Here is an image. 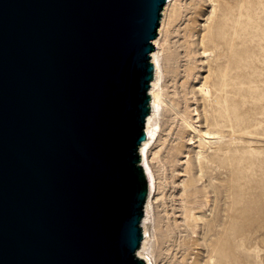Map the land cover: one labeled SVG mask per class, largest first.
Segmentation results:
<instances>
[{"label":"water","instance_id":"water-1","mask_svg":"<svg viewBox=\"0 0 264 264\" xmlns=\"http://www.w3.org/2000/svg\"><path fill=\"white\" fill-rule=\"evenodd\" d=\"M167 0H0V264H146L151 54Z\"/></svg>","mask_w":264,"mask_h":264},{"label":"rangeland","instance_id":"rangeland-1","mask_svg":"<svg viewBox=\"0 0 264 264\" xmlns=\"http://www.w3.org/2000/svg\"><path fill=\"white\" fill-rule=\"evenodd\" d=\"M165 5L154 264H264V0ZM188 121L224 141L200 146Z\"/></svg>","mask_w":264,"mask_h":264},{"label":"bare ground","instance_id":"bare-ground-1","mask_svg":"<svg viewBox=\"0 0 264 264\" xmlns=\"http://www.w3.org/2000/svg\"><path fill=\"white\" fill-rule=\"evenodd\" d=\"M172 1L173 0H167L168 5L166 7L165 13L167 9L170 7V5L172 4ZM164 27H165V19L162 22L161 28L158 33V37L154 40V45L156 49L151 54L152 62L154 63V67H155L154 79L151 82L152 87L149 89V92L152 96L151 101H150V104L152 105V111L149 113L146 119L145 131L147 133V139L140 146V153L142 156L143 166L146 171L148 182H149V192H148V197H147L146 204H145V210H144L145 215L143 217V224H142L144 238H143L141 246L143 249L138 250V255L139 257L146 260V264H154V259H153V255L151 252V243H150L151 234H150L148 222L150 219V208L152 206V201L155 197L156 176L150 164V154L149 153H150L151 145L160 129V124L158 122L157 116L164 103V99H163L164 89L162 86V80H163V68L162 67H163V50H164L162 39H163V34H164ZM205 52H207V49H205ZM201 92L204 94L205 97H210L213 95L211 87L208 84H204L203 86H201ZM188 123L190 127L193 129V131L197 133L200 146L206 143H210L211 141H214V142L224 141L222 134L216 133L210 130H199L197 126H195L192 122L188 121ZM199 157L201 160V158L205 156L203 153H200ZM221 248L222 246L220 247V250Z\"/></svg>","mask_w":264,"mask_h":264}]
</instances>
